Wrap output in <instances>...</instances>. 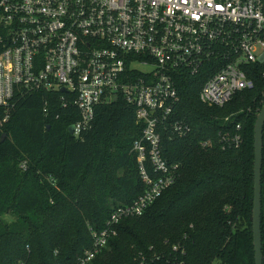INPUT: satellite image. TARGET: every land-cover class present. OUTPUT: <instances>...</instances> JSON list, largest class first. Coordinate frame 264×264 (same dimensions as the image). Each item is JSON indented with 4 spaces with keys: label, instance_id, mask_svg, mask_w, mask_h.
<instances>
[{
    "label": "trees",
    "instance_id": "obj_1",
    "mask_svg": "<svg viewBox=\"0 0 264 264\" xmlns=\"http://www.w3.org/2000/svg\"><path fill=\"white\" fill-rule=\"evenodd\" d=\"M204 77L177 78L175 117L190 132L163 140L165 156L178 165L175 182L141 215L122 219L89 264H128L150 246L173 245L188 264H254L253 128L262 83L221 107L209 106L198 99ZM60 95L38 91L16 98L1 127L0 264H74L91 245L88 226L102 228L113 207L131 203L144 189L131 152L141 133L133 107L121 98L97 106L91 129L76 138L67 129L78 111L73 104L61 107ZM237 124L242 143L223 148L221 137L236 132ZM207 140L211 144L203 145ZM262 140L264 264V127Z\"/></svg>",
    "mask_w": 264,
    "mask_h": 264
},
{
    "label": "built area",
    "instance_id": "obj_2",
    "mask_svg": "<svg viewBox=\"0 0 264 264\" xmlns=\"http://www.w3.org/2000/svg\"><path fill=\"white\" fill-rule=\"evenodd\" d=\"M182 73L205 74L198 99L209 106L260 83L264 104V0H0V130L15 99L38 91L75 106L76 138L91 129L97 106L118 98L141 128L131 152L144 189L113 207L102 228L88 226L91 245L74 264L91 263L122 219L141 215L175 182L178 165L163 140L190 132L175 117ZM240 127L221 137L223 148L240 146ZM128 264L188 263L173 245L150 246Z\"/></svg>",
    "mask_w": 264,
    "mask_h": 264
},
{
    "label": "water",
    "instance_id": "obj_3",
    "mask_svg": "<svg viewBox=\"0 0 264 264\" xmlns=\"http://www.w3.org/2000/svg\"><path fill=\"white\" fill-rule=\"evenodd\" d=\"M61 91H64L62 88ZM264 127V104L256 114L253 128V196L251 210V233L253 245L254 264H262L261 245V213H262V188H261V163H262V133ZM73 134V126L67 129ZM4 135V134H3Z\"/></svg>",
    "mask_w": 264,
    "mask_h": 264
},
{
    "label": "rangeland",
    "instance_id": "obj_4",
    "mask_svg": "<svg viewBox=\"0 0 264 264\" xmlns=\"http://www.w3.org/2000/svg\"><path fill=\"white\" fill-rule=\"evenodd\" d=\"M2 218L10 221L12 220V215L11 214H4V215H1ZM213 264H216V263H213Z\"/></svg>",
    "mask_w": 264,
    "mask_h": 264
}]
</instances>
